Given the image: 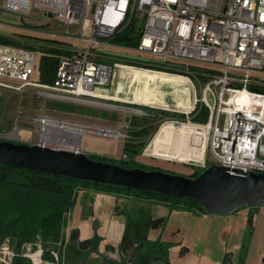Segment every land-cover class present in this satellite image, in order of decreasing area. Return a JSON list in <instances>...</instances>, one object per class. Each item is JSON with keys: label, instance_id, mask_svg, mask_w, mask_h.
Segmentation results:
<instances>
[{"label": "built area", "instance_id": "obj_1", "mask_svg": "<svg viewBox=\"0 0 264 264\" xmlns=\"http://www.w3.org/2000/svg\"><path fill=\"white\" fill-rule=\"evenodd\" d=\"M0 9L35 18L47 14L64 28L23 29L69 41L58 55L53 82L44 84L33 80L38 43L23 41L33 46L27 47L0 40V76L19 81L16 89L34 85L39 94L75 99L96 97L92 95L96 88L110 84L114 70L122 65L102 61L101 49L110 46V38L136 14L142 27L137 45L128 50L162 60L164 67L193 71L203 81L200 96L207 119L189 123L205 129L206 146L201 159L183 162L205 168L208 149L217 164L228 170L264 172V0H0ZM0 34L20 40L12 31ZM0 85L8 87L2 81ZM242 94L247 97L243 99ZM32 120L38 131L36 140H21L18 118L0 131V137L81 151L84 134L121 135L115 128L48 114ZM74 130L78 136L71 134ZM73 138L79 139L77 145L72 144Z\"/></svg>", "mask_w": 264, "mask_h": 264}, {"label": "flooded vegetation", "instance_id": "obj_2", "mask_svg": "<svg viewBox=\"0 0 264 264\" xmlns=\"http://www.w3.org/2000/svg\"><path fill=\"white\" fill-rule=\"evenodd\" d=\"M87 183L60 241L5 238L0 264H264V206L213 214L186 198Z\"/></svg>", "mask_w": 264, "mask_h": 264}, {"label": "rangeland", "instance_id": "obj_3", "mask_svg": "<svg viewBox=\"0 0 264 264\" xmlns=\"http://www.w3.org/2000/svg\"><path fill=\"white\" fill-rule=\"evenodd\" d=\"M132 3V2H131ZM135 6V5H133ZM130 21H135L137 24L140 19L136 14H131ZM3 24V25H2ZM16 27L11 30H24L23 28H35L41 25L42 27L64 28V26L56 21H51L47 14H41L39 18L30 17L29 15L18 14L13 11L0 9V29L4 25H14ZM8 27V26H5ZM43 37L44 34L34 33ZM15 40L17 45H26L23 41L33 42L34 39L21 38L19 36ZM35 42V41H34ZM110 46H105L101 51L112 50L120 51L123 48L108 42ZM113 44V45H111ZM132 53V52H131ZM133 54H135L133 52ZM149 56V55H148ZM39 57V56H38ZM37 57V62H38ZM102 61L112 64L116 62L121 65H130L132 67L147 69L148 75L147 85L157 99L162 101V104H141L132 100L130 92L123 87V70L126 66L118 67L114 70V76L106 86V88H96L92 95L82 97L80 99L69 97H52L38 93V88L34 85H25L21 89H16L20 84L19 81L1 77L0 81L8 83V87L0 85V131L9 128L15 118H18L19 124L22 126L20 130L21 140L27 141L28 138L36 140L38 136L37 127L33 123L32 118L37 115L48 114L54 117L69 119L73 121L89 123L104 127L118 129L121 133L119 137L99 136L92 134H84L80 141L81 151L87 155L100 154L106 155L108 158L119 163L125 160H135L142 164L147 169H159L172 173L190 175L194 170L198 173L203 170L193 164L183 162L184 160H199L203 157L204 149L200 146L166 142L161 152H149L150 145L157 131L167 121L178 122H198L192 119L202 106H205L200 96V88L203 81L195 78L193 71H182L179 69L164 67L161 68L144 66L137 64H129L121 58L104 54ZM36 69L33 74V80L36 79ZM165 73L178 74L174 77V82H167L160 77ZM11 86H14L11 87ZM133 86L131 87V89ZM195 90V94H194ZM183 101L188 98L192 100L191 107L188 110L176 106L178 100ZM175 101V103H174ZM196 108V109H195ZM131 109V110H129ZM196 111L193 113V111ZM144 116L151 117L150 125L152 131L141 136L144 142L139 153H125L124 145L130 140L139 141L140 138H134L132 132L134 127L131 126L132 118H141ZM224 115L221 116L219 126H223ZM163 130V129H161ZM0 140H4L0 137ZM147 157H152L149 162ZM207 165L217 164L211 152H206ZM122 165V164H121ZM80 189L77 192V197L82 194Z\"/></svg>", "mask_w": 264, "mask_h": 264}, {"label": "trees", "instance_id": "obj_4", "mask_svg": "<svg viewBox=\"0 0 264 264\" xmlns=\"http://www.w3.org/2000/svg\"><path fill=\"white\" fill-rule=\"evenodd\" d=\"M142 25L130 21L114 36L111 42L121 46L124 51L137 45L139 30ZM14 36L34 39L40 48L38 62L36 63V79L34 81L44 84H51L55 77V70L58 63V55L62 48L69 43L67 39L51 37L24 30H11ZM0 40L16 44L15 39L0 34ZM27 47H33L26 44ZM142 55V54H141ZM131 64L152 66L161 68L157 63L140 62L128 60ZM147 69L126 66L123 70V87L127 89L132 100L141 104H162L158 97H155L147 85ZM178 74L165 73L160 78L167 82H174ZM133 88L131 89V87ZM261 90V89H259ZM192 100L186 98L178 100L176 106L183 110L191 107ZM175 103V101H174ZM196 109V108H195ZM196 111L194 110L193 113ZM151 117L132 118L130 124L134 138L139 141L130 140L124 145L125 153H139L144 142L141 136L152 131L150 125ZM194 121L204 122L207 119V108L201 109L192 117ZM163 129V130H161ZM190 144L205 148V129L196 128L188 122L167 121L157 131L151 141L149 152H161L166 142ZM89 157L107 162H116L106 155L90 154ZM154 159L147 157L148 162ZM123 166H139L142 164L135 160L120 162ZM198 172L194 170L189 176H195ZM88 184L63 176L48 174L44 172L30 171L0 164V242L5 238L19 241H40L45 246L60 240L62 229L65 224V215L71 209L76 196V188L79 185ZM97 185L98 183H92ZM100 184V183H99ZM125 189V188H124ZM187 202L196 204L193 200L184 199ZM198 205V204H196Z\"/></svg>", "mask_w": 264, "mask_h": 264}, {"label": "water", "instance_id": "obj_5", "mask_svg": "<svg viewBox=\"0 0 264 264\" xmlns=\"http://www.w3.org/2000/svg\"><path fill=\"white\" fill-rule=\"evenodd\" d=\"M0 31L9 32L5 29ZM104 52L123 59L163 64L162 60L139 54L112 50ZM206 97L209 100L207 93ZM0 164L81 182L191 199L213 214L228 215L248 205L264 206V172L228 170L214 163L197 175L189 176L139 166L126 167L94 159L81 151L0 140Z\"/></svg>", "mask_w": 264, "mask_h": 264}, {"label": "bare ground", "instance_id": "obj_6", "mask_svg": "<svg viewBox=\"0 0 264 264\" xmlns=\"http://www.w3.org/2000/svg\"><path fill=\"white\" fill-rule=\"evenodd\" d=\"M241 96H242L243 99H245L247 97L246 94H242ZM129 110H131V109H129ZM71 134L74 135V136L75 135L78 136L79 132H78V130H74V131L71 132ZM114 137H116V136L114 135ZM71 142H72V144L77 145L79 143V139L73 138Z\"/></svg>", "mask_w": 264, "mask_h": 264}, {"label": "crops", "instance_id": "obj_7", "mask_svg": "<svg viewBox=\"0 0 264 264\" xmlns=\"http://www.w3.org/2000/svg\"><path fill=\"white\" fill-rule=\"evenodd\" d=\"M68 44H66L65 46H67ZM64 46V47H65ZM121 52H128V53H131V52H129V51H124V50H120ZM105 53V52H104ZM133 53V52H132ZM106 54V53H105ZM136 54V53H135ZM138 54V53H137ZM140 55V54H139ZM113 56V55H112ZM143 56H147V57H151V56H148V55H143ZM117 57V56H116ZM120 58V57H119ZM151 58H154V57H151ZM123 58H121V60H122ZM123 61H127L129 64H131L129 61H128V59H123ZM132 61H135V60H132ZM158 64V63H157ZM158 65H160V66H162L161 64H158ZM122 66H130V65H122ZM132 67V66H131Z\"/></svg>", "mask_w": 264, "mask_h": 264}]
</instances>
